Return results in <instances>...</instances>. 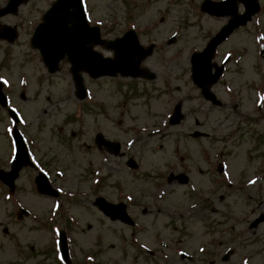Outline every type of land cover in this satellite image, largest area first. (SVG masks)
<instances>
[{
    "label": "rangeland",
    "instance_id": "374dc122",
    "mask_svg": "<svg viewBox=\"0 0 264 264\" xmlns=\"http://www.w3.org/2000/svg\"><path fill=\"white\" fill-rule=\"evenodd\" d=\"M52 1L37 0L39 20ZM83 1L90 23L98 24L105 38L134 27L144 45L156 43L142 65L157 77L92 79L85 73L88 95L79 100L67 61L52 74L44 64L26 63L3 75L31 158L60 197L38 193L36 168H23L12 194L0 182V264H65L57 246L61 228L67 231L73 264H189L181 258L183 252L205 264L210 259L234 264L255 253L248 264L259 263L262 244L246 249V223L240 222L253 204L244 202L237 186L264 166V132L253 145L249 120L255 98H264L259 53L264 45V0L253 21L216 54V62L234 57L212 87L222 100L219 106L205 100L191 79L190 55L202 50L226 22L201 11L204 0ZM173 35L176 41L168 44ZM179 100L184 118L171 125L168 119ZM12 125L1 109L0 165L5 169L14 156ZM99 132L120 141L124 155L98 148L94 138ZM128 158L135 159L136 166L130 167ZM218 165L224 172H218ZM179 170L191 174V184L168 183V174ZM98 195L125 201L135 225L102 215L93 203ZM19 207L30 214L18 219ZM248 237L260 241L258 234ZM228 244L237 253L228 262L220 261Z\"/></svg>",
    "mask_w": 264,
    "mask_h": 264
},
{
    "label": "water",
    "instance_id": "95a60500",
    "mask_svg": "<svg viewBox=\"0 0 264 264\" xmlns=\"http://www.w3.org/2000/svg\"><path fill=\"white\" fill-rule=\"evenodd\" d=\"M248 9L244 14H237L238 0L216 1L205 0L202 5L203 11H208L214 15H228L233 14L230 22L225 25L216 36L211 38L207 43V47L201 51L194 53L193 63V79L199 86L204 89V94L207 99L214 100V94L206 89L209 83L215 82L222 67L217 68L215 74H211L213 54L232 31L242 24L249 21L252 14L257 12V0H243ZM44 20L37 27V31L32 39L34 45L42 52L43 62L47 65L50 73L59 70L60 60L67 56L68 61L71 62V72L73 73L74 84H76V95L83 99L86 97L85 83L83 82L82 72H89L93 78L104 75L116 76L121 73L124 76H144L148 79H153L156 76L154 71L141 67L142 61L152 55L154 51V44L144 47L137 36L134 29H129L121 37L115 40L101 38L100 27L94 25L90 26L87 17L85 16L84 5L82 0H56L52 7L43 16ZM176 37L173 36L169 43H173ZM95 45L104 46L105 49L114 51V57H104L101 52L93 49ZM215 103H219L214 100ZM0 103L4 106L7 100L2 92L0 83ZM181 103L176 105L173 117L170 119L171 124L180 122L183 115L180 113ZM11 115L16 119L15 112L11 111ZM17 120V119H16ZM14 138L17 142V155L12 163V169L5 172L0 169V178L11 187V191L15 189V180L19 176V172L23 166L32 165L27 153L25 142H23L22 135L15 128ZM97 144L105 145L107 149L118 153L120 151V144L110 142L103 137L101 133L97 135ZM133 165V160H130ZM183 175V174H182ZM184 176V175H183ZM180 177V176H179ZM185 177V176H184ZM173 177H170V180ZM187 179L183 178V182ZM38 190L42 194H50L57 196L52 186L49 184L46 175L39 173L36 177ZM94 204L104 212L111 219H121L123 222L133 223L131 217L126 212V204L118 203L112 204L104 197H98ZM23 214H28L26 209H21L19 217ZM59 249L62 252L63 259L66 263H70L68 252V245L66 240V232L63 230L59 235ZM227 258V256H226Z\"/></svg>",
    "mask_w": 264,
    "mask_h": 264
},
{
    "label": "flooded vegetation",
    "instance_id": "af4514ba",
    "mask_svg": "<svg viewBox=\"0 0 264 264\" xmlns=\"http://www.w3.org/2000/svg\"><path fill=\"white\" fill-rule=\"evenodd\" d=\"M8 1L9 0H0V11L2 10V7H4V5L8 3ZM15 6L11 7L12 11L10 13L0 15V33H3L2 29L6 25H10L15 30H18L17 38L13 41L0 37V75L2 76L7 71H10L15 67H21L26 63L30 64V66L41 63V55L32 47L30 41L32 34L34 33V28L38 25L39 22L37 0H27L26 3ZM7 35L8 37H11V33H8ZM23 45L26 47L23 51H10V49L16 50L19 46ZM226 72L227 70L225 68L224 74ZM217 83H215V85ZM255 102L256 103L252 107L253 111L251 113V117L249 116V120L251 121L250 132L253 135V145L258 143L260 139H262V135L264 132V98L259 96L258 98H255ZM207 155L209 154L204 155L205 161H207V159H209L210 157H208ZM180 171L185 172V170H179L175 173H179ZM188 176L190 181L187 184L192 182L191 174L189 175L188 173ZM179 184L182 183L179 182ZM229 186L232 187V184H230ZM237 187H239L238 189H240L241 197L242 199H244V202L246 204L248 202H252L250 204H253V206L248 208L247 212L244 213V215L241 217V224L246 223V226H242L243 238L244 240L248 239L246 242L244 241L243 244L246 249H249L252 247L254 248L255 246H259L261 243V250L259 255L257 256L259 257V263L257 264H264V166H260L257 168L256 174L253 176V179L248 180L247 183L244 184L240 182V185ZM204 201L206 204V199H204ZM254 213L255 216L251 217V215ZM256 221L257 223L255 224ZM257 234L260 237V241L251 240V238L248 237L249 235L251 237H254ZM230 246L232 247L230 257H228V259L220 258V261L228 262V260L231 258V255L237 253L234 246ZM253 254L243 255L242 258L239 261H236L234 264H244L245 262H243L242 259H247L248 264L251 259L250 257ZM187 262L189 264H205L204 261H197L196 259ZM215 263L216 260L213 259H210L206 262V264Z\"/></svg>",
    "mask_w": 264,
    "mask_h": 264
}]
</instances>
